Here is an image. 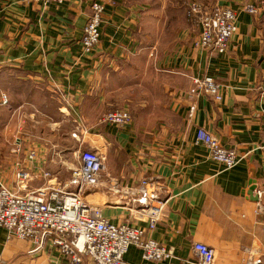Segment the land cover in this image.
I'll return each mask as SVG.
<instances>
[{
  "label": "crops",
  "instance_id": "crops-1",
  "mask_svg": "<svg viewBox=\"0 0 264 264\" xmlns=\"http://www.w3.org/2000/svg\"><path fill=\"white\" fill-rule=\"evenodd\" d=\"M94 1L104 6L100 42L83 54L80 39ZM162 2L64 0L41 7L0 0V185L21 193L23 183L42 184L46 171L64 182L69 172L64 163L51 168L54 159L97 149L105 156L102 175L126 185L154 178L168 199L162 220L145 235L173 249L175 259L144 261L130 247L125 264H196L193 243L212 248L214 264H240L246 249L264 257V99L257 94L264 80V15L241 12L246 1L221 0L238 18L227 54L218 55L195 48L197 31L186 12L171 15L177 9ZM206 76L222 86L220 102L190 95L191 80ZM112 109L126 110L130 124H101ZM52 111L74 116L73 144L57 145L45 134L41 142L16 136L22 120L29 118V126L50 121ZM199 128L237 151L240 163L225 171L212 162L196 140ZM21 172L29 180L20 182ZM106 187L103 182L90 199L104 219L121 225L128 212ZM257 192L263 194L254 201ZM33 248L0 228V264H68L49 244Z\"/></svg>",
  "mask_w": 264,
  "mask_h": 264
},
{
  "label": "built area",
  "instance_id": "built-area-1",
  "mask_svg": "<svg viewBox=\"0 0 264 264\" xmlns=\"http://www.w3.org/2000/svg\"><path fill=\"white\" fill-rule=\"evenodd\" d=\"M24 4L46 7L61 5L64 0H18ZM186 19L197 31L194 47L218 55L227 54L231 39L237 30V11L221 0H186ZM241 12L259 17L264 15V0H249ZM104 6L94 1L80 39L83 54L92 53L100 42V26L103 23ZM190 95L206 96L214 102L222 100L221 85L211 77L193 78ZM259 99H264V80L257 88ZM2 105L7 104L2 96ZM192 119L195 107H189ZM132 121L123 109L106 111L101 124L124 127ZM196 140L208 152L212 162L223 170L235 168L243 159L237 151L224 149L217 138L199 128ZM14 153H20L15 145ZM35 151H29L33 160ZM75 165L69 168V178L59 182L49 172L43 173L44 182L27 193L12 191L0 185V228L9 239L31 243V252L40 251L49 244L68 264H125L124 255L130 247L141 251L144 261L166 262L175 259L174 251L146 237V230L155 229L162 220L168 199L160 197L162 184L154 178H143L126 185L119 178L102 175L105 156L97 149H79L75 153ZM105 178L102 181V178ZM18 180H29L26 173H19ZM116 195L129 218L121 225H114L101 215V207L88 203L85 195L103 187ZM18 190H21L18 188ZM263 192H257V200ZM144 223L145 228L134 224ZM192 255L196 264H214V250L202 243H193ZM240 264H264V257L246 249Z\"/></svg>",
  "mask_w": 264,
  "mask_h": 264
},
{
  "label": "rangeland",
  "instance_id": "rangeland-1",
  "mask_svg": "<svg viewBox=\"0 0 264 264\" xmlns=\"http://www.w3.org/2000/svg\"><path fill=\"white\" fill-rule=\"evenodd\" d=\"M152 1V0H151ZM154 1V0H153ZM158 1V0H157ZM228 1H243L247 3L249 0H228ZM159 2H157L158 5ZM162 6H165L168 8H176V12L173 13L170 11L171 15H176L180 16L182 13L185 11V5H186V0H163L161 3ZM179 12V13H177ZM164 16V15H163ZM74 116L72 114L66 115L65 117H61L57 115L56 111H52L51 114L49 113V118L50 121L45 122L40 121L39 123H32L31 126L28 125V121L30 120L29 118H26L22 120V125L16 129V132H19V134H16V136L19 137H30L32 140L36 137L37 141L41 142V139L43 137V134H45L48 138H50L52 141H54L57 145L64 144V142L67 141V143L73 144V139L71 138L72 132L75 130L74 125H73V119ZM49 120V119H48ZM13 129V128H12ZM89 133V132H88ZM72 139V140H70ZM69 140V142H68ZM79 149V148H78ZM81 149L89 150L88 148L81 147ZM74 150V148H72ZM75 151H69L67 152V155L61 158H55V163L51 166V168H56V167H63L64 163V169L69 172V168L73 167L76 163L75 158H74V153ZM55 176V175H54ZM42 182L44 181L41 179ZM41 182V183H42ZM28 183H23L22 188H20L22 193H27L28 190L35 189L34 186H28ZM35 184V183H34ZM40 185V184H39ZM91 192L88 193L87 197L85 198L88 203L92 204V200L90 199Z\"/></svg>",
  "mask_w": 264,
  "mask_h": 264
},
{
  "label": "water",
  "instance_id": "water-1",
  "mask_svg": "<svg viewBox=\"0 0 264 264\" xmlns=\"http://www.w3.org/2000/svg\"><path fill=\"white\" fill-rule=\"evenodd\" d=\"M252 194H253V188H251L250 191H249V195H252ZM252 198H253L254 201L257 200L256 196H253Z\"/></svg>",
  "mask_w": 264,
  "mask_h": 264
}]
</instances>
